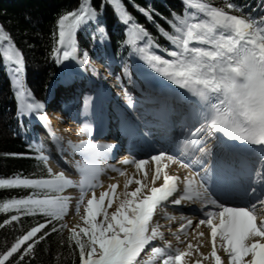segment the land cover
<instances>
[{"label":"snow or ice","instance_id":"snow-or-ice-1","mask_svg":"<svg viewBox=\"0 0 264 264\" xmlns=\"http://www.w3.org/2000/svg\"><path fill=\"white\" fill-rule=\"evenodd\" d=\"M181 4V11L169 8L165 15L151 2L99 0L96 5L94 0H77L75 7L57 14L50 29L47 59L65 84L99 75L90 64L89 48L80 47L81 33L93 50L102 49L98 58L109 74L118 62L116 80L125 110L136 114L121 118L120 127L150 149L147 158L131 155L118 161L134 166L133 175L108 163L117 143L98 138L103 107L85 91L77 98L82 110L73 117L81 124L78 139L65 140L52 131L46 103L26 86L24 51L0 25V70L15 101L18 128L34 120L48 132L57 152L72 158L65 163L79 175L74 180L65 170L54 171L43 142L36 140L30 144L34 156L5 154L43 162L44 169L34 178L19 173L0 178V190H29L0 200V214L7 216L0 229L13 226L19 233L0 250V264H31L38 245L54 234H59L58 244L67 247L73 264L77 254L78 264H224L218 250L227 264H264V0ZM108 9L123 27V39L114 48ZM133 12L143 16L155 34ZM137 74L142 78L139 97L129 92L138 83ZM63 111L71 116L72 103L66 101ZM173 166L183 171L173 172ZM108 170L125 178L123 191H117L118 183H110L97 196L95 189L104 187L100 178ZM68 188L79 190L76 212L83 206L82 224L71 227L64 222L72 199L63 195ZM169 207L181 215L169 213ZM183 209L203 217L193 234L189 230L194 222ZM22 217L43 220L25 228ZM201 226L208 229V254L200 252L205 236L198 231ZM163 228L175 244L165 239Z\"/></svg>","mask_w":264,"mask_h":264},{"label":"trees","instance_id":"trees-1","mask_svg":"<svg viewBox=\"0 0 264 264\" xmlns=\"http://www.w3.org/2000/svg\"><path fill=\"white\" fill-rule=\"evenodd\" d=\"M138 3L151 2L160 12L168 15L169 8L181 11V0H137ZM215 5H220L222 0H212ZM96 5L99 0H94ZM77 0H0V25L9 31L17 45L24 51L27 62L26 86L32 90L35 97L42 96L51 79L58 74V68L47 59L48 49L51 46L50 29L57 14L62 9L70 10L75 7ZM132 11L131 8H129ZM141 24L155 34V29L148 24L143 16L133 12ZM30 18V19H29ZM109 35L112 38V47L116 41L123 39V27L118 26L111 9L106 14ZM161 23H163L161 21ZM81 49L88 47L92 55L95 51L87 42V35H79ZM161 43L165 41L161 40ZM32 47H29V46ZM99 46H97V49ZM96 49V50H97ZM37 74L39 77L37 78ZM15 101L9 90V84L3 70H0V178H8L17 173L22 176L34 178L33 174H43L44 165L34 159L16 158L6 156V153H22L34 156L30 146L15 133L18 131L15 118ZM29 190L12 189L0 190V200L8 197H20L28 194ZM7 218L0 214V222ZM37 220L42 222V217H22L21 223L25 228ZM15 227H19L16 225ZM19 233L13 231V226L0 229V250L13 242ZM66 239L67 233H63ZM59 234H54L38 245L35 258L31 264H73V259L68 257L67 247L61 248L58 244ZM67 257V259L65 258ZM78 264V254L75 259Z\"/></svg>","mask_w":264,"mask_h":264},{"label":"rangeland","instance_id":"rangeland-1","mask_svg":"<svg viewBox=\"0 0 264 264\" xmlns=\"http://www.w3.org/2000/svg\"><path fill=\"white\" fill-rule=\"evenodd\" d=\"M98 57L99 56H97V59H100ZM100 61L101 62L98 63V66L103 68L101 73L109 75V73L107 72L108 70L105 68L103 61L101 59H100ZM120 71H121V69L118 66V62H117V66L114 69V76L110 80V83L114 84V83L118 82L116 80V75L119 74ZM38 77H39V75L37 74L36 81H38V79H37ZM115 90L117 91V93L122 94V88H116ZM137 90H138V87H135V88L129 87V92L131 94H133L134 96L136 95L138 97V95L136 93ZM71 91H72V89L70 90V88H69L68 91H67L68 94H65V95L62 94V95H59L57 98H55V100H54L55 102H54L53 105L58 107V109H57L58 111H56L54 108H53L54 110L51 109V111L52 112L56 111V113H58L59 116H60V118L56 119L57 127L60 128V131H61V135L60 136L64 137L65 140L72 139V140L75 141V140L78 139L77 131H78L79 127L81 126V124H80V122L77 121V119H74L73 117H75L77 115V110H81L82 103H80L78 101V99L76 101V98H77V96H78V94L80 92H75V91L71 92ZM86 93H87V91H86ZM66 101L71 102V103L74 101L72 103L73 112H72L71 116H69L66 112L63 111V107H64V104H65ZM124 106H125V104H124ZM128 111H131V110H127V112ZM148 152L149 151H147L146 153H148ZM49 155L51 156V154H49ZM61 158L63 159V161L62 162H56V163L54 162V159L52 158L51 160H49V166H51L53 168V170L56 171V172L61 171V170H65V174L67 176H69L70 178H72L74 180H78L79 179V175L76 172L75 168L72 167L71 163H68V164L65 163V160L71 161L72 158L70 156H68L67 153H65ZM143 158H147V157L144 156ZM75 159L78 160L79 156L78 155L75 156ZM55 164L58 165L57 167L59 168V170L54 169ZM131 187H134V185H132ZM103 188H106V183L104 184ZM122 188H123V184L121 185V189ZM97 189L98 190L95 189V191H99V192L102 191V188H97ZM90 193L91 192H89L88 195ZM63 195H65V196L68 195L69 197L72 198L70 206H69L68 214L65 216L64 222H66L70 227L73 226L76 223H81L82 224V221H80L79 217H80V215L83 214V206H81V210H80L79 213L76 212V208H75L76 199L79 197V190L77 188H68V189H66L64 191ZM109 211H112V209H109ZM183 211L186 212L187 210L185 209ZM169 213L174 214L173 212H169ZM185 214H187V213H185ZM176 215H179V213H176ZM188 215H190V214H188ZM160 223L161 224H165V220L164 219H160ZM179 223H180L179 221L178 222H173L172 226H171V230L175 231L179 227ZM196 224H198V222H196ZM161 230L165 232V237L166 238L167 237H173V236L168 234V228H163ZM192 230L193 231L195 230V226H193ZM65 232L68 235L67 230H65ZM182 239H183V236H182ZM170 240L173 242V244H175V239L174 238H172ZM159 242H161V241H157L156 242L157 246H159ZM181 246H183V245H181ZM225 262L227 264L226 258H225Z\"/></svg>","mask_w":264,"mask_h":264},{"label":"bare ground","instance_id":"bare-ground-1","mask_svg":"<svg viewBox=\"0 0 264 264\" xmlns=\"http://www.w3.org/2000/svg\"><path fill=\"white\" fill-rule=\"evenodd\" d=\"M86 91H88V90H85V92ZM50 114H51L50 120H52V121H53V118L55 119V121H56V118H59V114L54 112V111L53 112L51 111ZM52 116H54V117H52ZM112 123L115 124L114 122H112ZM59 133H61V131H59ZM113 137H114V133L110 135V138H113ZM122 159H124V158H122ZM108 163H110V162L108 161ZM110 164H114L117 167L126 170L129 173V175H133L135 173L134 166H132V165H122V164H119L118 161L116 163L112 162ZM171 171H173V172H175V171L182 172L183 170L182 169H178L176 166H173ZM100 179H101L103 185L106 183V188H107L108 184H110V183H118L119 187H118L117 191L118 192L119 191H123V188L121 189V185L124 183V179L125 178L121 177L119 175V173L112 172L111 170H108L107 173L102 175ZM106 188H102V191L105 190ZM96 190H98V189H96ZM95 192H96V194L98 196L99 195V193H98L99 191H95ZM91 195H92V193H90L88 196L91 197ZM112 210H114V209H112ZM183 210H185V209H183ZM186 210H188V209H186ZM184 213H187V212H184ZM174 215H176L175 212H174ZM180 215H181V213H179V215H176V216H180ZM197 222L199 223V221H197ZM167 223H168V221L165 220V224H167ZM195 224H196V222H194V226H195ZM189 231H190V234H193L195 231H197V229H195L194 231L192 229H190ZM198 231H203L205 233V236L202 238L203 244L200 246V252H202L204 254H208L210 252V249H209V246H208V241H209L208 229L206 227H204V226H201L200 229H198ZM172 238H174V237H167V239H169V240L172 239ZM192 242L193 243H198V241L196 239H194V238L192 239ZM185 246L186 245H183L181 247H185Z\"/></svg>","mask_w":264,"mask_h":264}]
</instances>
